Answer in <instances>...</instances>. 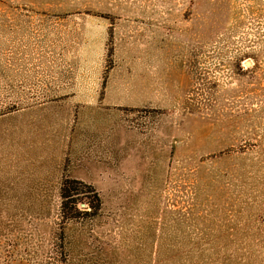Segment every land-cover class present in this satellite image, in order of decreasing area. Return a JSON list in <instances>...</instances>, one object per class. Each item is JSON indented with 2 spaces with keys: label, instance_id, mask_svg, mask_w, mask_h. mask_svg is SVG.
Listing matches in <instances>:
<instances>
[{
  "label": "rangeland",
  "instance_id": "1",
  "mask_svg": "<svg viewBox=\"0 0 264 264\" xmlns=\"http://www.w3.org/2000/svg\"><path fill=\"white\" fill-rule=\"evenodd\" d=\"M0 264H264V0H0Z\"/></svg>",
  "mask_w": 264,
  "mask_h": 264
},
{
  "label": "trees",
  "instance_id": "2",
  "mask_svg": "<svg viewBox=\"0 0 264 264\" xmlns=\"http://www.w3.org/2000/svg\"><path fill=\"white\" fill-rule=\"evenodd\" d=\"M70 181H65L62 184V188H61V198L62 200H64L63 204H62V211L64 212L65 216L68 218H76L77 214L80 213L77 207H70L69 203H68V199L71 197L70 195ZM97 196V195H96ZM96 201H94L95 203L92 204V207L94 209H98L100 208V197L97 196L95 197Z\"/></svg>",
  "mask_w": 264,
  "mask_h": 264
},
{
  "label": "water",
  "instance_id": "3",
  "mask_svg": "<svg viewBox=\"0 0 264 264\" xmlns=\"http://www.w3.org/2000/svg\"><path fill=\"white\" fill-rule=\"evenodd\" d=\"M247 65L251 66V65H252V63L248 61V62H247Z\"/></svg>",
  "mask_w": 264,
  "mask_h": 264
}]
</instances>
